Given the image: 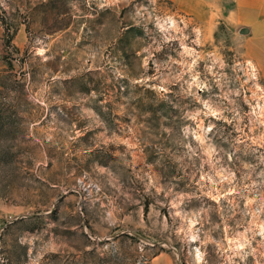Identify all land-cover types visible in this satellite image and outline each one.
<instances>
[{
    "label": "rangeland",
    "instance_id": "1",
    "mask_svg": "<svg viewBox=\"0 0 264 264\" xmlns=\"http://www.w3.org/2000/svg\"><path fill=\"white\" fill-rule=\"evenodd\" d=\"M235 0H0V264H264V60Z\"/></svg>",
    "mask_w": 264,
    "mask_h": 264
},
{
    "label": "crops",
    "instance_id": "2",
    "mask_svg": "<svg viewBox=\"0 0 264 264\" xmlns=\"http://www.w3.org/2000/svg\"><path fill=\"white\" fill-rule=\"evenodd\" d=\"M230 11V16L234 20L249 26L251 56H260L258 48H254L255 42H260L261 56L264 60V0H235V7H230Z\"/></svg>",
    "mask_w": 264,
    "mask_h": 264
}]
</instances>
